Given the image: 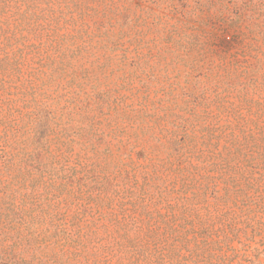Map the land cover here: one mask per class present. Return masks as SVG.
Masks as SVG:
<instances>
[{
    "label": "rangeland",
    "instance_id": "rangeland-1",
    "mask_svg": "<svg viewBox=\"0 0 264 264\" xmlns=\"http://www.w3.org/2000/svg\"><path fill=\"white\" fill-rule=\"evenodd\" d=\"M30 1L0 0V59L19 56V48L38 42L23 22ZM49 4L56 12L73 5L75 15L90 22L88 34H99L91 38L86 32L79 41L91 46L81 55L84 66L41 71L35 69L37 58L24 60L19 79L12 77L16 83L10 84L20 88L34 71L33 83L16 94L15 88H6L0 96L14 99L23 112H31L36 103L50 105L56 113L52 144L69 150L70 167L79 163L93 168L94 174L110 173L119 182H125L132 168L143 171L147 166L152 173L153 166L169 158L171 149L166 144L175 129L172 119L193 117L187 123L193 152L186 169L192 173V164L201 168L188 179L193 193L210 186L207 176H218L209 172V163L216 160L212 153L216 140H209L205 128L212 127L208 125L212 117L218 116L220 124L230 117L236 118L235 123L244 118L245 130H258L256 118L264 119V0H43L41 7ZM95 19H104L103 28L113 24L119 40L110 45L111 40L100 35L103 28L93 24ZM71 30L72 26L64 25L60 34ZM10 37L18 43L7 47ZM254 56L261 61L251 67ZM5 65L4 60L0 82L9 78ZM31 86L36 93L26 94ZM225 144L223 136L217 150L225 153ZM159 174L157 180L175 182L177 187L184 180L174 170ZM149 177L156 180L153 174ZM214 184L210 192L222 189L225 182L212 179ZM107 207L71 205L43 213L41 217L48 219L41 222L43 227H66L73 236L49 249H38L36 261L42 256L51 260L63 256L64 264H86L101 258L115 244L109 243L110 236L112 242L116 236L113 230L133 224L129 211L114 204ZM255 234L251 233L253 244L264 246V232ZM113 258L116 261L117 256Z\"/></svg>",
    "mask_w": 264,
    "mask_h": 264
},
{
    "label": "trees",
    "instance_id": "trees-1",
    "mask_svg": "<svg viewBox=\"0 0 264 264\" xmlns=\"http://www.w3.org/2000/svg\"><path fill=\"white\" fill-rule=\"evenodd\" d=\"M42 1L26 2L23 22L38 42L19 48V56L0 59V65L6 61L7 65L1 67L9 77L0 82V91L15 88L16 94L28 82L33 83L34 71L20 88L10 84L16 83L12 77L20 76L24 60L34 62L37 58L35 69L41 71L84 66L81 55L91 46L79 41L88 34L90 22L75 15L73 5L68 11L56 12L52 4L42 8ZM120 22L123 26L126 20ZM103 23L104 19L93 22L99 30ZM64 25L72 26V30L60 34ZM113 26L104 27L100 34L111 40L110 45L119 40ZM92 33L88 34L91 38L99 35ZM8 40L7 47L18 43L11 37ZM75 40L79 45L65 47ZM46 57L49 60L43 62ZM260 58L254 56L251 67ZM36 91L31 86L26 94ZM14 102L0 96V264H64L63 256L52 260L42 256L36 261L38 249H49L73 236L66 227H43L41 222L48 219L41 216L54 209L91 204H114L129 211L133 224L114 229L116 236L113 242L110 236L109 243L115 244L107 248V253L104 248L101 258L86 260V264H264V246L253 244L255 232H264V119L256 118L258 130L248 131L241 124L244 118H237L235 123L236 118L230 117L220 124L218 116L212 117L208 124L212 127L205 128L209 140H216L212 149L216 160L209 163V172L218 176H207L210 186L189 193L192 184L188 179L201 169L195 164L191 165L192 173L186 169L192 163L193 140L187 123L193 117L172 119L175 129L166 144L171 149L166 161L153 166L152 173L147 166L143 171L129 169L125 182H119L110 173L94 174L93 168L79 163L70 167L69 150L56 149L52 144L50 131L56 113L50 105L36 103L31 112H23ZM25 103L29 108L28 100ZM223 136L225 153L217 150ZM171 170L183 176L180 187L175 182L157 180L160 172ZM152 174L157 182L149 177ZM212 179H223L224 187L210 192L216 186L211 185Z\"/></svg>",
    "mask_w": 264,
    "mask_h": 264
}]
</instances>
